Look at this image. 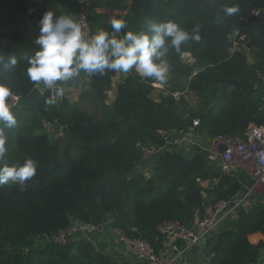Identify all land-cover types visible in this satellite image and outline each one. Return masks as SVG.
<instances>
[{
    "label": "trees",
    "instance_id": "trees-1",
    "mask_svg": "<svg viewBox=\"0 0 264 264\" xmlns=\"http://www.w3.org/2000/svg\"><path fill=\"white\" fill-rule=\"evenodd\" d=\"M60 1L0 0V56L5 62L17 60L9 69L0 63V83L19 96L43 84L29 79L26 58L38 49L39 20L46 11L61 15ZM95 3L91 0L92 7ZM133 5L122 33L145 30L149 22L172 21L190 36L198 34L200 41L189 39L180 52L169 49L163 58L168 76L156 99L153 78L131 71L106 103L115 72H83L88 88L78 101L58 102L44 87L42 118L23 106L11 109L24 111L26 121L15 130L0 125L6 149L0 166L31 158L36 171L23 185H0V264H125L108 252L106 241L97 242L107 230L78 235L65 246L49 238L71 223L106 220L115 234L141 238L159 251L165 241L156 230L160 222L192 218L205 203L232 198L240 189L234 174L223 172L211 189L200 185L199 180L215 177L216 162L202 148L185 155L182 146L170 144L143 163L140 145H162L161 130L184 131L188 120H198L193 131H206L213 139L220 134L243 137L249 123H261L264 81L258 72L264 73V25L251 11L263 7L264 0H134ZM231 6L239 11L222 20L221 9ZM235 29L250 37L246 46L256 49L253 64L243 51L230 52ZM184 52L191 61L182 57ZM175 91L181 92L178 101ZM80 100L94 105L82 108ZM54 120L65 128L62 139L52 138L47 128ZM73 143L76 155L70 152ZM251 195L218 233L206 264L259 263L264 240L253 243L250 236L264 237V202Z\"/></svg>",
    "mask_w": 264,
    "mask_h": 264
},
{
    "label": "clouds",
    "instance_id": "clouds-1",
    "mask_svg": "<svg viewBox=\"0 0 264 264\" xmlns=\"http://www.w3.org/2000/svg\"><path fill=\"white\" fill-rule=\"evenodd\" d=\"M235 6L221 9L222 20L236 14ZM220 17V13L217 14ZM112 33L101 29L87 35L81 25L70 15H55L46 11L39 20V35L35 39L38 49L26 58L27 74L31 81L42 82L49 90L61 92L58 82L76 80L81 72L89 75H104L107 71L124 74L134 70L142 78H153L163 82L167 66L163 58L169 49L181 51V46L189 39L200 41L198 34H190L172 21L149 22L145 30L126 31L125 20L110 19ZM198 32V29L196 30ZM0 63L6 69L15 67L17 60L12 57L7 62L0 56ZM10 89L0 83V125L15 127L17 121L7 99ZM5 137L0 134V158L5 153ZM36 162L25 159L22 164L0 166V185L18 182L21 185L35 175Z\"/></svg>",
    "mask_w": 264,
    "mask_h": 264
},
{
    "label": "built area",
    "instance_id": "built-area-1",
    "mask_svg": "<svg viewBox=\"0 0 264 264\" xmlns=\"http://www.w3.org/2000/svg\"><path fill=\"white\" fill-rule=\"evenodd\" d=\"M77 16L76 21L81 25L82 30L87 35L94 34L97 30L92 27L91 18V0H77ZM259 23L264 25V6L255 8L251 11ZM112 33V29L108 31ZM118 38L123 35L122 30L117 34ZM233 42H249L250 37L247 33L235 29L232 34ZM187 61H191L190 54L184 55ZM165 64L166 62L163 61ZM167 66V64H166ZM168 68V66H167ZM134 71V70H133ZM135 72V71H134ZM167 74V73H166ZM261 81H264V73L258 72ZM41 92H44V84L36 85ZM174 99L178 101L181 92L173 93ZM51 99L62 100L54 90H50ZM20 96L10 91V96L7 102L12 109L16 106ZM50 125V133L52 138L62 139L65 137V128L54 120ZM198 125V120H192L193 127ZM172 131L161 130L160 134L163 137V144L160 146H141V160L147 163L154 155L163 152L167 146L174 143L169 133ZM215 145H223L224 151L219 154L225 167L236 165L249 166L253 180V186L240 199L234 198H219L214 201L205 203L200 212H195L192 219V227L186 228L184 223L179 219H165L156 226V230L161 234L165 241L163 247L156 251L153 246L141 238L128 237L120 232L115 235L116 242L120 244L124 252L131 257L128 264H177L181 257L192 250V248L203 238L209 236L211 231H214L218 226L227 223L235 218V211L246 204L248 197L253 194L256 187L264 186V127L253 125L246 130L243 137L230 136L220 134L214 137ZM215 154V153H214ZM213 156V155H212ZM150 170V168H147ZM199 180V179H198ZM106 231L110 229V223L106 220L93 223H71L57 232L53 233L49 238L50 242L58 245H71L78 235L90 236L96 231ZM259 264V263H258Z\"/></svg>",
    "mask_w": 264,
    "mask_h": 264
},
{
    "label": "crops",
    "instance_id": "crops-1",
    "mask_svg": "<svg viewBox=\"0 0 264 264\" xmlns=\"http://www.w3.org/2000/svg\"><path fill=\"white\" fill-rule=\"evenodd\" d=\"M133 2L134 0H96V3L93 5L92 10H91L92 27L98 31L104 27L111 26L110 19L112 17H118V18H121L127 21L129 18H131V14L129 12L132 9V7H134ZM76 3H77V0H61L59 4L61 14L67 13V14H70L74 19H76V16H77V11H76L77 4ZM246 44L247 42L246 43L245 42H236V43L232 42V46L230 47V52L232 53L234 51H243L246 57L247 63L253 64L255 62L256 49L254 47H248L246 46ZM187 53L188 52H184L182 54V57L185 60H187V58L184 55ZM129 73L124 74L121 72H115V75L112 78L111 88L108 91L107 103H110L111 101H113L115 91H116V86L119 83H121ZM167 73H168V70H167ZM166 76L168 75L166 74ZM84 79L86 78L84 77L83 72H81L79 77L76 80L68 81L66 83L58 82L61 92L57 95L60 98L68 100L70 102H74L75 100L77 101V98L79 99L82 92L88 88V83H85V84L83 83ZM161 84H162L161 81H157L155 79H153L152 81V85L155 86V91H153V97L155 99L157 98L158 92L160 91L159 89L162 87ZM189 101L190 102L193 101V97L191 100L189 99ZM258 111L261 112L260 114L261 123L256 124L254 122H251L247 126L246 130H248V128H250L253 125L264 127V97H263L262 105L258 107ZM15 112H20V110H17ZM193 130L194 129L189 130L188 132L172 130V132L169 133V137L173 142L175 141L176 144L182 146L183 152L185 155L193 154L195 149L199 147L209 152L210 160L215 159L216 162L215 164H213L214 166L213 172L215 174V177H212L211 179L204 178L202 180H199L200 185L203 186L204 189H211L214 185L217 184V180H218L217 176L219 172H223V173L230 174V175L234 174V175H231V177L237 178L236 180L239 183L240 189L237 191V193L232 198L240 199L253 186V180L251 176L250 167L240 165V164L238 165L237 163L236 165L233 166V168L225 167L223 164L219 162L220 155L217 153L218 144L217 146L215 145L216 142L214 141V139L206 131H204L203 134L202 133L199 134L198 132L196 133ZM247 176H249V178ZM251 181H252V184H251ZM252 193L253 194L251 196H253L254 198L260 197L261 201L264 202V186L256 187ZM203 194L207 195L205 190H203ZM239 210L240 208H238V210L235 211V216H237V214L239 213ZM100 235L104 237L101 236L102 239L98 240L97 238L96 241L97 240H98L97 242L106 241L108 252H111L114 255L119 256V258L123 260L125 264H128L129 261L131 260V257L128 256L124 252L120 244L116 242L115 231L113 229L107 230L104 234H100ZM103 238L104 239L106 238V239L103 240ZM250 240L253 243H257L260 240H264V237L259 233H255L250 236ZM200 252L197 248L192 249L190 251L191 255H189V253H185L177 264H188L190 259H195V258L197 259L196 262L200 261L198 260V257L201 256L202 254L206 255L207 249L203 248V250ZM180 261H182V263H180ZM258 262L259 264H264V250L261 251V255L258 259Z\"/></svg>",
    "mask_w": 264,
    "mask_h": 264
},
{
    "label": "water",
    "instance_id": "water-1",
    "mask_svg": "<svg viewBox=\"0 0 264 264\" xmlns=\"http://www.w3.org/2000/svg\"><path fill=\"white\" fill-rule=\"evenodd\" d=\"M229 82L231 84H236V81L233 80H229ZM84 84L87 83V80L85 79ZM43 96V92L40 91V89L38 87H33L28 94L24 95V96H20V98L17 101L16 106H23L25 108H28L32 111H34L40 118H42V115L39 111V101ZM43 124H47L45 119H42ZM192 126V120H188L187 122H185L184 124V131L188 132L189 128ZM48 130L50 131V125H47ZM224 146L223 145H218V154H221L224 151ZM219 162L221 164H223L221 158H219ZM182 222L184 223V225L186 226V228H191L192 227V219L189 215H186ZM224 228H226V224H222L220 226H218V228L214 231H211L209 233V236L206 238L201 239L192 249L197 248L199 249L200 252V248H207V256L206 257L208 260L211 257V254L209 253L211 246L213 245L215 239L217 238V235L219 232H221ZM0 247H3V243L0 242Z\"/></svg>",
    "mask_w": 264,
    "mask_h": 264
},
{
    "label": "rangeland",
    "instance_id": "rangeland-1",
    "mask_svg": "<svg viewBox=\"0 0 264 264\" xmlns=\"http://www.w3.org/2000/svg\"><path fill=\"white\" fill-rule=\"evenodd\" d=\"M85 80V79H84ZM87 80V79H86ZM58 96V95H57ZM79 99L77 98V101H78ZM73 101V100H72ZM76 101V100H75ZM83 101H81L80 100V107H82V108H87V107H90V108H92L93 107V105H94V103H92L91 101H84L83 103H82ZM106 103H107V101H106ZM89 110V109H88ZM13 114H14V116L16 117V121H17V123H16V125H15V127H13V128H11V129H13V130H15V129H17L20 125H22V124H24L25 123V115H26V113L24 112V111H22V113H20V112H13ZM49 133V132H48ZM50 134V133H49ZM64 144V142L62 143V145ZM78 149H77V147H76V144H72V146H71V149H70V152H71V154L72 155H76L77 154V151ZM256 194V193H255ZM102 245V244H101ZM198 248V247H197ZM204 248V247H203ZM203 248H200V251H202L203 250ZM207 249V248H206ZM199 250V249H198ZM189 253V255H191L190 254V252H188ZM201 253V252H200ZM209 253H210V251H209ZM204 254H202L201 256H199L198 257V260H200V261H197L196 262V258L195 259H190L189 260V263L188 264H206V263H208L209 261H210V259H211V257H210V259L208 260L206 257H204V256H207L208 257V255H207V253H206V255H204ZM180 263H182V261H180Z\"/></svg>",
    "mask_w": 264,
    "mask_h": 264
}]
</instances>
